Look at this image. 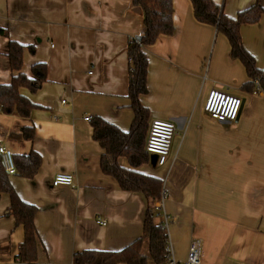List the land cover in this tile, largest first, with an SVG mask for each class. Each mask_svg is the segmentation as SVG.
Wrapping results in <instances>:
<instances>
[{"label": "crops", "instance_id": "crops-1", "mask_svg": "<svg viewBox=\"0 0 264 264\" xmlns=\"http://www.w3.org/2000/svg\"><path fill=\"white\" fill-rule=\"evenodd\" d=\"M133 1L0 0V29L8 34L0 35V85L12 80L10 41L32 47L24 53L29 78L35 64L47 65L38 91L21 90L36 106L30 118L0 115V145L13 155L35 151L42 158L34 179L9 177L20 199L38 208V264H73L77 252L118 251L143 234L148 200L124 192L102 171L104 151L93 138L96 119L123 132L135 120L127 50L144 25ZM213 1L230 18L255 4L264 9V0ZM173 4L174 34L145 49L149 92L140 101L149 110V126L170 121L177 135L166 165L151 155L136 171L164 183L159 215L169 220L176 261L184 262L192 242L200 240L203 264H264V93L243 89L250 81L243 64L231 56L222 33L196 20L190 0ZM241 36L264 73V14L243 25ZM213 89L242 99L237 121L219 122L205 112ZM89 116L92 121H85ZM32 126L33 142L13 137ZM120 164L131 169L125 158ZM60 172L74 175L75 187H53ZM9 207L3 195L0 264H23L24 231Z\"/></svg>", "mask_w": 264, "mask_h": 264}, {"label": "trees", "instance_id": "trees-1", "mask_svg": "<svg viewBox=\"0 0 264 264\" xmlns=\"http://www.w3.org/2000/svg\"><path fill=\"white\" fill-rule=\"evenodd\" d=\"M196 20L202 24L214 26L229 41L231 56L240 61L250 81L243 89L257 88L264 93V73L257 67L255 58L244 47L241 28L243 25L257 23L264 9L255 4L241 11L235 18L227 17L213 0H190ZM133 7L143 14L144 32L141 40L133 39L128 45L130 71L128 76V97L131 100L135 120L129 132H123L116 126L101 119L93 122V138L104 153L101 159L102 171L115 178L124 192L143 194L148 207L143 225V234L127 247L118 251L84 250L73 255V264H166L170 255L169 236L163 222L156 221V207L164 199L165 189L161 179L142 174L137 169L150 162L151 154L146 151L149 134L150 113L140 101L148 94V58L147 47L154 45L162 36L174 34L173 0H134ZM0 35L7 32L0 29ZM32 47L18 42L9 43V65L12 80L8 85H0V115L30 118L36 106L21 94L22 89L38 91L47 81V65L38 63L32 67L29 78L24 72V53ZM27 142L35 139V128L26 127L15 134ZM125 158L131 169L121 166L120 159ZM16 175L25 179H34L42 166L40 154L32 151L28 155H14ZM5 172L0 157V199L6 195L10 199L9 215L14 217L16 226L22 227L24 241L20 247L18 259L23 264H38V232L35 218L38 208L20 199ZM148 244V253L144 246Z\"/></svg>", "mask_w": 264, "mask_h": 264}, {"label": "built area", "instance_id": "built-area-1", "mask_svg": "<svg viewBox=\"0 0 264 264\" xmlns=\"http://www.w3.org/2000/svg\"><path fill=\"white\" fill-rule=\"evenodd\" d=\"M137 41L141 37L136 38ZM262 92V91H261ZM65 103V102H64ZM242 99L234 94L226 93L217 89H213L206 100L204 110L213 119L224 122L233 123L237 121L241 109ZM85 121H92V117H85ZM177 135V128L174 123L163 120H153L149 126V134L146 142V151L157 157L159 166L166 165L172 150V144ZM0 157L3 163L5 172L9 176L16 175L17 169L14 162L13 153L5 146L0 145ZM53 187H75L74 175L69 173H58L52 183ZM162 202L156 207V210L161 213ZM165 218L163 222L165 228L169 227V220ZM97 223L106 226L104 220H98ZM170 255L166 264H203V246L200 240H194L189 248L187 259L184 262H178L174 259L169 245Z\"/></svg>", "mask_w": 264, "mask_h": 264}, {"label": "rangeland", "instance_id": "rangeland-1", "mask_svg": "<svg viewBox=\"0 0 264 264\" xmlns=\"http://www.w3.org/2000/svg\"><path fill=\"white\" fill-rule=\"evenodd\" d=\"M155 212H156V221H157V223H159V222H164V221H165L164 216L159 215V211H157V210H155ZM148 249H149V246H148V244L146 243L145 246H144V253H145V254L148 253Z\"/></svg>", "mask_w": 264, "mask_h": 264}]
</instances>
